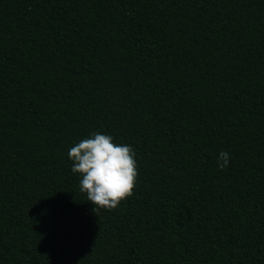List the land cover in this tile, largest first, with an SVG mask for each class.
<instances>
[{
  "label": "trees",
  "instance_id": "1",
  "mask_svg": "<svg viewBox=\"0 0 264 264\" xmlns=\"http://www.w3.org/2000/svg\"><path fill=\"white\" fill-rule=\"evenodd\" d=\"M93 132L138 172L96 213ZM0 264H264V0H0Z\"/></svg>",
  "mask_w": 264,
  "mask_h": 264
},
{
  "label": "clouds",
  "instance_id": "2",
  "mask_svg": "<svg viewBox=\"0 0 264 264\" xmlns=\"http://www.w3.org/2000/svg\"><path fill=\"white\" fill-rule=\"evenodd\" d=\"M72 161L71 171L79 174V190L94 207L111 211L122 200L132 196L138 176L135 152L130 145L116 144L110 135L93 132L71 147L67 153ZM228 152L218 154V170L229 165Z\"/></svg>",
  "mask_w": 264,
  "mask_h": 264
}]
</instances>
